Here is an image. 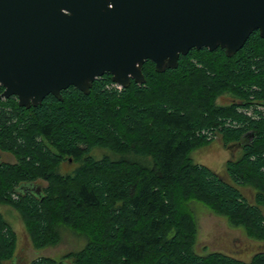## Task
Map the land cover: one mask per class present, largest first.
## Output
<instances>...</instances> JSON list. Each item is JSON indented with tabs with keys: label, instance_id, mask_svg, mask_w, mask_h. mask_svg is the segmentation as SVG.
Instances as JSON below:
<instances>
[{
	"label": "trees",
	"instance_id": "1",
	"mask_svg": "<svg viewBox=\"0 0 264 264\" xmlns=\"http://www.w3.org/2000/svg\"><path fill=\"white\" fill-rule=\"evenodd\" d=\"M142 74L143 84L123 89L105 73L87 95L69 87L61 100L49 95L29 109L15 97L0 99V150L18 160L0 163V205L19 213L37 248L55 244L61 228L82 236L85 246L63 257L72 264H264V253L250 263L194 254L189 209L201 202L264 240V123L245 103L264 101V40L253 32L232 57L193 49L164 73L146 61ZM224 93L245 104L216 107ZM212 134L244 143L241 157L226 164L227 179L189 157ZM95 148L109 154L96 159ZM67 158L78 166L62 175L57 168ZM38 179L46 186L33 190ZM250 185L256 205L241 191ZM15 243L0 213V261Z\"/></svg>",
	"mask_w": 264,
	"mask_h": 264
},
{
	"label": "water",
	"instance_id": "2",
	"mask_svg": "<svg viewBox=\"0 0 264 264\" xmlns=\"http://www.w3.org/2000/svg\"><path fill=\"white\" fill-rule=\"evenodd\" d=\"M255 31L264 40V0H0V99L87 95L105 73L126 89L146 61L164 73L193 49L232 57Z\"/></svg>",
	"mask_w": 264,
	"mask_h": 264
},
{
	"label": "rangeland",
	"instance_id": "3",
	"mask_svg": "<svg viewBox=\"0 0 264 264\" xmlns=\"http://www.w3.org/2000/svg\"><path fill=\"white\" fill-rule=\"evenodd\" d=\"M243 103L239 97L231 93H224L214 101L216 107L223 108ZM245 103L252 108L261 106L264 109V101H246ZM238 110L237 114L240 111L242 112V109ZM261 122L264 123V119ZM202 133L204 131H201ZM245 135L244 141L246 143L253 141L254 135L251 132H247ZM207 140L210 141L195 147L191 151L190 159L193 163L207 166L213 172L227 179L226 164L229 160L237 161L241 157L244 143L225 142L217 134H212ZM108 154V150L100 148L92 149L90 153L96 159ZM17 161L14 154L0 150V163L12 165ZM77 166L78 164L67 158L59 163L57 172L67 175L72 173ZM45 186L46 182L38 179L31 188L36 190ZM241 191L251 205H256L257 187L254 185L245 186ZM189 209L194 221V237L191 245V250L194 254L204 257L209 254L219 253L250 263L257 254L264 253V240L251 235L248 231V226L233 225L226 216L214 212L201 202H191ZM259 209L264 215V206H259ZM0 213L11 227L16 240L11 258L0 261V264H30L39 258H50L55 261H61V264H72L70 261L64 260L63 257L69 253H77L85 246V239L82 236L69 229L61 228L59 230V240L55 244L37 248L28 234L24 221L15 209L8 205H0Z\"/></svg>",
	"mask_w": 264,
	"mask_h": 264
},
{
	"label": "built area",
	"instance_id": "4",
	"mask_svg": "<svg viewBox=\"0 0 264 264\" xmlns=\"http://www.w3.org/2000/svg\"><path fill=\"white\" fill-rule=\"evenodd\" d=\"M119 88H121V87H119ZM251 108V107H250ZM247 109L248 110V112H247V115H249V116H251V115H255L254 113H253V110H251V109ZM255 110H257V111H259V112H261V114H262V119H264V109L261 107V106H255ZM242 111H244V110H242Z\"/></svg>",
	"mask_w": 264,
	"mask_h": 264
},
{
	"label": "flooded vegetation",
	"instance_id": "5",
	"mask_svg": "<svg viewBox=\"0 0 264 264\" xmlns=\"http://www.w3.org/2000/svg\"><path fill=\"white\" fill-rule=\"evenodd\" d=\"M34 190V189H33ZM38 190V189H37Z\"/></svg>",
	"mask_w": 264,
	"mask_h": 264
}]
</instances>
